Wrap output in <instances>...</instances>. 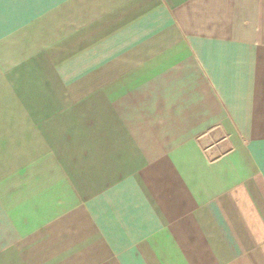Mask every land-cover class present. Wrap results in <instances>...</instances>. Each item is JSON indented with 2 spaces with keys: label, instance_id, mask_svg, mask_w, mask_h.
<instances>
[{
  "label": "crops",
  "instance_id": "0c3cea01",
  "mask_svg": "<svg viewBox=\"0 0 264 264\" xmlns=\"http://www.w3.org/2000/svg\"><path fill=\"white\" fill-rule=\"evenodd\" d=\"M0 264H264V0H2Z\"/></svg>",
  "mask_w": 264,
  "mask_h": 264
},
{
  "label": "rangeland",
  "instance_id": "374dc122",
  "mask_svg": "<svg viewBox=\"0 0 264 264\" xmlns=\"http://www.w3.org/2000/svg\"><path fill=\"white\" fill-rule=\"evenodd\" d=\"M209 139H207L206 141H208Z\"/></svg>",
  "mask_w": 264,
  "mask_h": 264
},
{
  "label": "snow or ice",
  "instance_id": "6c2138e0",
  "mask_svg": "<svg viewBox=\"0 0 264 264\" xmlns=\"http://www.w3.org/2000/svg\"><path fill=\"white\" fill-rule=\"evenodd\" d=\"M0 2H2V0H0Z\"/></svg>",
  "mask_w": 264,
  "mask_h": 264
}]
</instances>
